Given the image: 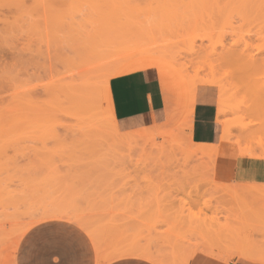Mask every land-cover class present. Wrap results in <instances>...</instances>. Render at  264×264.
I'll use <instances>...</instances> for the list:
<instances>
[{
  "label": "rangeland",
  "instance_id": "rangeland-1",
  "mask_svg": "<svg viewBox=\"0 0 264 264\" xmlns=\"http://www.w3.org/2000/svg\"><path fill=\"white\" fill-rule=\"evenodd\" d=\"M136 70L168 120L126 132L108 81ZM201 85L228 130L215 156L186 132ZM263 151L264 0H0V264L50 226L94 264L264 263L242 256L264 257Z\"/></svg>",
  "mask_w": 264,
  "mask_h": 264
},
{
  "label": "crops",
  "instance_id": "crops-1",
  "mask_svg": "<svg viewBox=\"0 0 264 264\" xmlns=\"http://www.w3.org/2000/svg\"><path fill=\"white\" fill-rule=\"evenodd\" d=\"M111 108L115 123L124 131L145 129L167 122L165 94L158 75L146 77L144 70L114 76L108 81ZM175 105L176 95L170 92ZM217 91L210 86H198L190 127L186 130L194 144L215 145L220 141ZM225 149L226 142L222 144ZM247 258V257H246ZM21 264H94L87 241L75 232L58 226L38 230L24 246ZM108 264H147L134 258H124ZM190 264H264L260 261L235 259L229 263L195 258Z\"/></svg>",
  "mask_w": 264,
  "mask_h": 264
},
{
  "label": "bare ground",
  "instance_id": "bare-ground-1",
  "mask_svg": "<svg viewBox=\"0 0 264 264\" xmlns=\"http://www.w3.org/2000/svg\"><path fill=\"white\" fill-rule=\"evenodd\" d=\"M253 62V61H252ZM249 63V62H248ZM252 64H250V66H251ZM106 87V86H105ZM106 92V91H105ZM105 94V93H104ZM106 96L104 95V98H105ZM170 99H171V97H170ZM105 100V99H104ZM172 100V99H171ZM193 106H194V103L191 105V107H190V109H189V113L186 115L187 117H188V128L190 127V124H189V122H190V115H191V112H192V108H193ZM110 114V113H109ZM110 118V117H109ZM111 121V120H110ZM113 123V122H112ZM184 123V122H183ZM114 126V125H113ZM185 126V125H184ZM115 127V126H114ZM116 128V127H115ZM116 129H118V128H116ZM224 131L225 132H222L221 134H220V144H216V145H202V144H196V145H198L199 146V148H202V149H204V150H207V151H213L215 154H214V156L216 155V154H218V153H220V152H222L223 150H224V148L222 147V144L224 143V142H226L227 141V139H228V134L226 133L228 130H226V129H224ZM217 146V147H216ZM252 151V150H251ZM264 152V151H263ZM251 153V152H250ZM242 154H249V152H248V150H245V151H243L242 152ZM258 154V153H257ZM263 156H264V153L262 154ZM251 155H249V157H250ZM247 187V186H246ZM251 187V186H250ZM239 188V187H238ZM237 189V188H236ZM240 189V188H239ZM238 189V190H239ZM249 189V188H248ZM253 190H255V189H252V191ZM232 191H233V189H232ZM235 191V190H234ZM241 191V190H240ZM246 191L248 192V191H250V190H245V194H246ZM252 191H251V194H252ZM235 192H237V191H235ZM235 192H233L234 193V195H236V196H238V194H235ZM241 192H244V190H242ZM255 194H256V191H253ZM260 193V192H259ZM263 193V192H262ZM244 194V195H245ZM250 195V194H249ZM254 195V194H253ZM262 195V194H261ZM258 196V195H257ZM260 197V196H259ZM206 247V253L208 252L209 253V255L211 254H213L212 256H214V254H215V257H217V256H219V255H217L216 256V253L214 252L213 253V251H214V249H212V247H210V246H208V245H203V247ZM208 246V247H207ZM204 247V248H205ZM202 250V249H201ZM201 250H200V252H201ZM217 250V249H216ZM197 251H195L194 253H196ZM203 252V251H202ZM194 253H193V255H194ZM139 254V256H143V257H145L146 259H149V261L150 260H152L153 259V257H150V256H147V255H145V254H142V253H138ZM192 255V256H193ZM141 256V257H142ZM189 256H191V255H189ZM191 256V257H192ZM242 256L243 257H248V258H256V259H258V260H262V261H264V257H262V256H260L259 254H252V253H247V252H243L242 253ZM260 256V257H259ZM190 257V258H191ZM220 257V256H219ZM225 257V256H224ZM152 258V259H151ZM222 259V258H221ZM241 259H242V257H241ZM244 259V258H243ZM154 261H155V259H153ZM190 260V259H189ZM224 260V259H223ZM226 261H228L229 259H225ZM154 261H152L153 263H154ZM186 261H188V259H186ZM156 262V261H155ZM229 262V261H228ZM160 263V262H159Z\"/></svg>",
  "mask_w": 264,
  "mask_h": 264
}]
</instances>
